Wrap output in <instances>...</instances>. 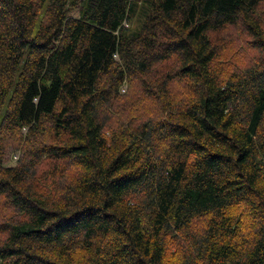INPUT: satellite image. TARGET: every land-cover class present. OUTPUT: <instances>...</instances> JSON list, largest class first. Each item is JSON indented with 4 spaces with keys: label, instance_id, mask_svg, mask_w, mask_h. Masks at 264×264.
Returning <instances> with one entry per match:
<instances>
[{
    "label": "trees",
    "instance_id": "trees-1",
    "mask_svg": "<svg viewBox=\"0 0 264 264\" xmlns=\"http://www.w3.org/2000/svg\"><path fill=\"white\" fill-rule=\"evenodd\" d=\"M263 3L0 0V264H264Z\"/></svg>",
    "mask_w": 264,
    "mask_h": 264
},
{
    "label": "rangeland",
    "instance_id": "rangeland-1",
    "mask_svg": "<svg viewBox=\"0 0 264 264\" xmlns=\"http://www.w3.org/2000/svg\"><path fill=\"white\" fill-rule=\"evenodd\" d=\"M258 12L260 17L264 20V3L258 9ZM69 14H71V16L77 15V11H71ZM139 19V15H137V17H134L129 21L130 27H137V24L140 21ZM125 26H127V23H125ZM211 37L213 38V43L217 45V59H222L223 61L215 62V68H222L227 72L231 71L234 67H240L242 69L247 65L260 61L264 56V50L257 49L254 46L252 47V43L250 42L252 36H250L244 28H241L238 25L228 26L227 28L225 27L224 29L219 30L218 33H214V35L212 34ZM172 90L177 92L175 85L172 87L171 91ZM139 91L138 83L135 80H126L122 83L119 92L121 94L123 107L118 109L119 116L123 111L126 113V117L132 112V116H135L136 119L152 116L151 112H153L156 107L155 103H152L150 100L143 102V96L139 94ZM112 109L115 110L116 107ZM18 156L19 149L13 150L10 148L4 164L6 166H15V161Z\"/></svg>",
    "mask_w": 264,
    "mask_h": 264
}]
</instances>
